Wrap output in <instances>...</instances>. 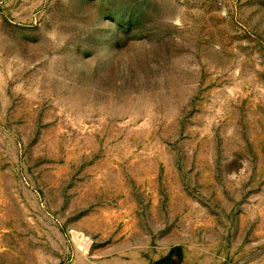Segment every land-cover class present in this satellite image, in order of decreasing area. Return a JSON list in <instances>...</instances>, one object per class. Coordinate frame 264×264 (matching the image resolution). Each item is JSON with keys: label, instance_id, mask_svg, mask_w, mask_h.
Returning <instances> with one entry per match:
<instances>
[{"label": "rangeland", "instance_id": "obj_1", "mask_svg": "<svg viewBox=\"0 0 264 264\" xmlns=\"http://www.w3.org/2000/svg\"><path fill=\"white\" fill-rule=\"evenodd\" d=\"M0 264H264V0H0Z\"/></svg>", "mask_w": 264, "mask_h": 264}, {"label": "built area", "instance_id": "obj_2", "mask_svg": "<svg viewBox=\"0 0 264 264\" xmlns=\"http://www.w3.org/2000/svg\"><path fill=\"white\" fill-rule=\"evenodd\" d=\"M83 245H84L85 247H89L90 242L88 241V239H84V240H83Z\"/></svg>", "mask_w": 264, "mask_h": 264}]
</instances>
